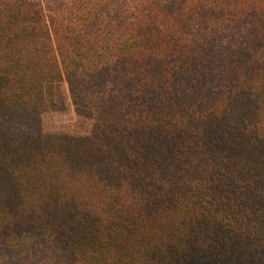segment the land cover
I'll list each match as a JSON object with an SVG mask.
<instances>
[{
  "label": "trees",
  "instance_id": "16d2710c",
  "mask_svg": "<svg viewBox=\"0 0 264 264\" xmlns=\"http://www.w3.org/2000/svg\"><path fill=\"white\" fill-rule=\"evenodd\" d=\"M0 264H264V0H0Z\"/></svg>",
  "mask_w": 264,
  "mask_h": 264
}]
</instances>
